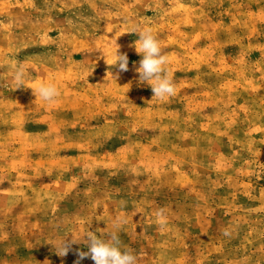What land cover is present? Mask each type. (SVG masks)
Wrapping results in <instances>:
<instances>
[{"label":"rangeland","instance_id":"374dc122","mask_svg":"<svg viewBox=\"0 0 264 264\" xmlns=\"http://www.w3.org/2000/svg\"><path fill=\"white\" fill-rule=\"evenodd\" d=\"M112 232L137 264H264V0H0V264H95Z\"/></svg>","mask_w":264,"mask_h":264},{"label":"clouds","instance_id":"9594fccd","mask_svg":"<svg viewBox=\"0 0 264 264\" xmlns=\"http://www.w3.org/2000/svg\"><path fill=\"white\" fill-rule=\"evenodd\" d=\"M134 33L139 36L134 45L136 52L142 56L139 67L136 69L139 73V82L150 85L154 96L157 98L164 99L175 95V83L172 77L167 74L164 67L168 63V57L163 54L157 37L152 33L150 28H145ZM116 56L115 65L118 64L120 71H127V54H118L117 50ZM27 76L28 73H26L22 66L15 69L14 79L18 88L22 87ZM33 92L36 97L39 96L44 101L50 103L60 96V92L54 84H41ZM85 243L87 244L88 252H81L79 254L80 259L90 257L95 264H137V255L126 247L122 250V242L115 232L108 234L107 239L95 233H89L86 236ZM68 251L69 245L64 243L62 249L57 251V254L66 256ZM77 264H79V261H77Z\"/></svg>","mask_w":264,"mask_h":264}]
</instances>
